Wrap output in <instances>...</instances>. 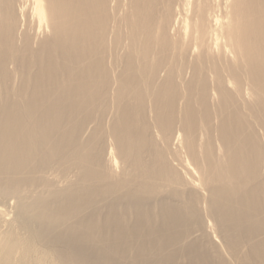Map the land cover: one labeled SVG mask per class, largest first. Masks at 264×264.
Instances as JSON below:
<instances>
[{"label": "bare ground", "instance_id": "bare-ground-1", "mask_svg": "<svg viewBox=\"0 0 264 264\" xmlns=\"http://www.w3.org/2000/svg\"><path fill=\"white\" fill-rule=\"evenodd\" d=\"M0 264H264V0H0Z\"/></svg>", "mask_w": 264, "mask_h": 264}]
</instances>
